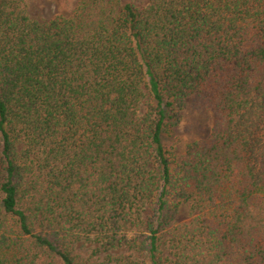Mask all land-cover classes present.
<instances>
[{"label":"trees","instance_id":"16d2710c","mask_svg":"<svg viewBox=\"0 0 264 264\" xmlns=\"http://www.w3.org/2000/svg\"><path fill=\"white\" fill-rule=\"evenodd\" d=\"M0 264H264V0H0Z\"/></svg>","mask_w":264,"mask_h":264},{"label":"rangeland","instance_id":"374dc122","mask_svg":"<svg viewBox=\"0 0 264 264\" xmlns=\"http://www.w3.org/2000/svg\"><path fill=\"white\" fill-rule=\"evenodd\" d=\"M79 0H29V14L32 20L45 22L58 14H65L73 9ZM183 119L170 137L164 138V143L171 154L180 159L185 147L198 141L206 139L211 133L214 125V117L207 110H200L189 101V106L182 114ZM196 217V212L191 205H183L175 224H188ZM168 236L164 238V242ZM89 246L82 250L88 254ZM166 252V246L163 245Z\"/></svg>","mask_w":264,"mask_h":264}]
</instances>
